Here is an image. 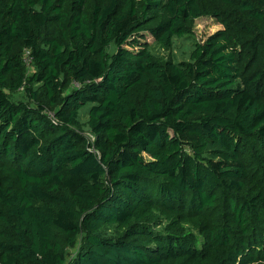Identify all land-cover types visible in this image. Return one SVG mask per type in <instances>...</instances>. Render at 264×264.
I'll return each instance as SVG.
<instances>
[{
    "label": "trees",
    "instance_id": "16d2710c",
    "mask_svg": "<svg viewBox=\"0 0 264 264\" xmlns=\"http://www.w3.org/2000/svg\"><path fill=\"white\" fill-rule=\"evenodd\" d=\"M81 236L68 264H264V0H0V264Z\"/></svg>",
    "mask_w": 264,
    "mask_h": 264
},
{
    "label": "rangeland",
    "instance_id": "374dc122",
    "mask_svg": "<svg viewBox=\"0 0 264 264\" xmlns=\"http://www.w3.org/2000/svg\"><path fill=\"white\" fill-rule=\"evenodd\" d=\"M191 33L182 37H174L172 39V46L169 49L160 47L153 39L147 34L145 35V42L148 43L149 51L160 60H171L174 63L184 62L190 60V54L194 49L195 44L203 43L210 35L221 29V24L211 17H201L193 20L189 24ZM116 50L114 45L107 48L109 54L114 53ZM27 74H31L33 67L31 66L30 60L26 62ZM64 81H67L64 78ZM10 99L14 102H27V96L23 90L8 93ZM89 105L80 110L78 120L81 125V135L90 143L93 141V137L89 132L87 121H88V110ZM106 236H113L115 230L113 228L106 229L104 231ZM82 236L78 239L76 245L67 250L66 264H68L75 256L78 247L80 245Z\"/></svg>",
    "mask_w": 264,
    "mask_h": 264
}]
</instances>
